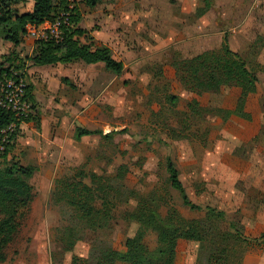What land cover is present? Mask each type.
Instances as JSON below:
<instances>
[{"label":"rangeland","instance_id":"374dc122","mask_svg":"<svg viewBox=\"0 0 264 264\" xmlns=\"http://www.w3.org/2000/svg\"><path fill=\"white\" fill-rule=\"evenodd\" d=\"M199 2L203 1L102 0L91 8L81 1L78 26L95 35L96 45L111 46L115 58L125 64L122 74L112 73L102 63H61L60 71L71 76L72 86L61 82L51 69L35 70V65L34 70L26 69L28 83L32 80L35 86L41 129L33 121L23 122L12 151L0 153V164L12 157L21 160L23 152L15 154L16 147L21 149L27 142L39 144L43 156L31 155L40 163L29 179L34 197L29 208L20 209L19 231L0 264H73L74 256L79 257L78 264H94L101 246L125 250L126 238L139 226L128 214L140 195L150 197L155 205L161 197L170 199L184 216L202 217L204 210H191L181 194L169 188L168 155L189 197L224 210L226 219L217 226L236 233L230 223H243L249 214L242 203V188L250 182V169L264 187V0H211V8L202 16L196 14ZM32 6L29 1L17 8L27 11ZM88 38L80 37L82 42ZM225 38L259 77L258 90L249 95L246 105L250 120L235 114L223 119L216 110L235 107L237 87L197 95L181 82L172 64L174 59L218 49ZM36 42L27 33L15 47L0 35V62L15 49L22 57L31 55ZM5 74L0 71V78ZM174 96L178 98L173 100ZM193 99L200 101L199 113L189 109ZM77 125L124 132L78 140ZM121 164L128 166L129 173L113 192L116 203L108 226L84 227L77 211L58 200L56 180H78L75 175L83 167L112 173ZM231 194L236 201H231ZM67 227H76L80 235L72 250L62 242ZM261 233L246 231L250 238ZM147 240L155 246L154 234ZM228 245V264H264V241L233 236ZM201 247L199 241L181 240L176 264H210V253L220 246Z\"/></svg>","mask_w":264,"mask_h":264},{"label":"trees","instance_id":"16d2710c","mask_svg":"<svg viewBox=\"0 0 264 264\" xmlns=\"http://www.w3.org/2000/svg\"><path fill=\"white\" fill-rule=\"evenodd\" d=\"M33 2L32 9L19 11V4ZM85 1L86 5L94 8L102 0H78L71 12V25L64 27L62 41L37 39L36 47L31 55L22 57L15 49L4 56L0 62V71L7 74L13 71L23 72L34 65L67 63L83 61L86 64L103 63L104 67L116 75L122 74L125 64L114 57L110 46L106 44L94 45L83 28L78 26V3ZM69 0H0V35L12 42L15 47L22 43L23 36L28 32L27 26L40 25L47 19H55L61 11L68 10ZM211 8V0H203V5L197 8L196 14L202 16ZM87 35L89 38L82 42L80 37ZM181 82L197 95L207 92H221L225 88L237 87L239 94L233 109L216 108L223 119L235 114L241 118L251 119V113L246 105L250 94L258 90L259 77L255 69L251 68L244 56L233 50L225 38L218 49H208L192 57L174 59L172 62ZM11 71V72H10ZM10 72V73H9ZM74 85L68 78L64 79ZM33 85L28 84L27 95L32 103L33 112L27 117L19 119L10 110L0 107V145L4 149L0 153L6 154L14 146L23 122L35 123L40 129L41 115L39 114L35 96L32 92ZM176 100L178 97H172ZM200 101L193 99L189 104L191 112L199 113ZM15 123V128L10 134L9 142H2V130ZM124 130L90 129L81 125L76 126L75 137L81 140L85 136L99 134L109 138ZM264 137V132H263ZM167 180L169 188L177 190L183 199V204L191 210H204L202 217L184 216L170 199L164 197L161 203L155 205L150 197L140 195V200L135 209L128 214L131 220L138 222L139 226L133 236L125 241V250L112 246H101L94 264H176L178 247L181 240L199 241L203 248L207 244H215L218 252L210 253V264H228L226 259L230 253L228 242L234 238L242 241L262 240L264 233L250 238L246 235L245 224L232 221L236 233L223 231L218 221L226 219V213L215 206H203L194 202L188 195L185 185L180 178V171L171 156L166 157ZM37 167L23 165L12 157L4 159L0 164V262L6 260V251L19 231L20 209L29 208L33 197V186L29 179L34 175ZM129 168L126 164L119 165L112 173L99 174L98 172L81 168L75 176L78 180L64 177L56 180L55 191L60 201L72 206L82 222L89 229H100L108 226L115 205L113 192L126 181ZM89 180V181H88ZM241 227V231H238ZM62 242L65 248L72 250L80 239L76 227H67L64 231ZM154 234L156 244L151 247L148 237ZM201 247V248H202ZM79 257L74 256L73 264H78Z\"/></svg>","mask_w":264,"mask_h":264},{"label":"built area","instance_id":"2783aa9c","mask_svg":"<svg viewBox=\"0 0 264 264\" xmlns=\"http://www.w3.org/2000/svg\"><path fill=\"white\" fill-rule=\"evenodd\" d=\"M78 0H69L68 10L61 11L55 19H47L40 25L29 24L27 26L28 34L33 35L36 39L62 41L64 37V27L71 25V12ZM28 81L21 71H13L5 74L0 78V107L10 110L21 119L27 117L33 112L32 103L28 98ZM15 128L12 123L8 128L2 130V142L10 141V134ZM4 144L0 145V149H4Z\"/></svg>","mask_w":264,"mask_h":264},{"label":"crops","instance_id":"0c3cea01","mask_svg":"<svg viewBox=\"0 0 264 264\" xmlns=\"http://www.w3.org/2000/svg\"><path fill=\"white\" fill-rule=\"evenodd\" d=\"M202 5H203V2L201 5L199 2L197 8L202 6ZM197 8H196V12H197ZM90 37L93 38L91 41H93L94 45H96L95 35H93L91 33ZM100 44L108 45L107 43H104V42L97 43V45H100ZM72 62H67V64L72 63ZM79 62H83V61H79ZM60 64H61V62H58L55 64H47V65H35L34 67H36L35 70H43V71L44 70L47 71V70L51 69V70H53V75H59L60 76L59 80L61 82L63 81V83L68 84L67 82H65V80H64L65 78H68L72 82L70 75L62 73V71H60V68H59ZM84 64H86V63H84ZM87 65H92V64H87ZM34 67L28 68L27 70H29V71L34 70L33 69ZM31 82H33V81L31 80ZM31 82L29 84L33 85L32 92L35 96V94H36L35 93V86H34V83H31ZM68 85H70V84H68ZM42 121H43V119H41V122ZM43 126H44V124H43ZM40 129H41V126H40ZM24 144L25 145L23 147H21V149H19V145H18L16 147V152H15V154H19V150H20V152H23L22 153L23 157L21 158V160L19 159L21 164H23V165H34L36 167L39 166L40 163L38 161H33L35 159L31 157L32 154H33V156H34V154H37L38 159H40L41 156H43V153H40L41 151L39 149V144L35 145L33 142H31V143L27 142ZM24 160L29 161V163L31 162V164L26 163ZM255 175H256L255 170L250 169L248 171V174H247V176L250 177L249 178L250 182H248L245 186H243V188H242L243 192H242V189H240L242 192V195H243L242 203H243L245 209L249 212L248 216L245 215V217L243 218V223L244 224L249 223V222L251 223L253 221L250 225H245L246 231L251 230L254 232V231L260 230V232H264V187L261 185V183L257 182L258 180L257 181L255 180V178H254ZM232 197H233V195L231 194L230 195L231 201H236V199L233 200ZM239 219H241V218H239ZM239 219H237V220H239ZM253 227H255V229Z\"/></svg>","mask_w":264,"mask_h":264}]
</instances>
